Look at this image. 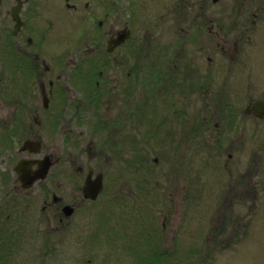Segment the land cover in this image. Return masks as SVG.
<instances>
[{
  "label": "flooded vegetation",
  "instance_id": "obj_1",
  "mask_svg": "<svg viewBox=\"0 0 264 264\" xmlns=\"http://www.w3.org/2000/svg\"><path fill=\"white\" fill-rule=\"evenodd\" d=\"M55 1L0 0V84L19 92L18 110L23 112V104L27 106L24 113L14 115L11 126L6 123L0 128V166L3 165L0 234H11L13 238L16 235L14 240L18 239L32 222L31 213L34 218L40 216L48 229L55 232L59 225L63 226L75 213L94 205L103 196L104 206L117 203L121 198L117 191L122 189L125 174L133 176L129 184L135 193L147 189L148 174L153 162L158 163L159 159L153 157L154 153L168 159L175 152L183 160L187 149H204L211 155L210 161L206 160L213 170L209 173L210 182L198 183L197 201L202 202L206 197L214 206L211 210L217 207L218 214L226 213L220 217L218 226L226 225L228 230L247 228L249 216H243L240 224L239 216L234 214L239 212L234 210L236 204L244 208L245 202L264 199V160L260 155L250 157V153H263L264 149V68L257 73L262 81L253 82L261 92L253 96L249 93L252 84L249 73L240 67L234 70L233 66L218 65L214 49L208 48L220 46L228 62L243 63L239 43L258 20L256 16L249 24L247 9L253 3L259 4L246 0L236 5L237 10L232 13L238 11L236 15L242 14L241 17L180 18L176 40L167 43L162 38V42L155 43L161 33L154 28L161 29L164 23L154 18L155 24L148 20L150 25L144 18H138L139 10L148 0H86L82 5L81 0H64L68 20L82 21L83 26L78 30L66 25L71 29L67 34L65 29V36L73 57H67L65 65H58L61 59L56 43L64 36L55 27L61 20L54 12ZM260 8L263 6L257 7ZM121 16L122 26L106 34L105 24ZM190 19L193 40L206 33L205 39L209 40V46L205 44L203 48L201 40L195 57H189L185 43L190 35L185 24ZM256 26H259V38H264V24ZM145 31L148 39L144 38ZM148 31L157 36L150 38ZM111 39L119 42L109 44ZM145 44L149 49H143ZM107 73H114L113 86ZM66 96L70 108L62 104ZM90 109L93 110L90 116L98 118L94 126L90 123V136L98 137L93 131L96 129L104 137L97 144L90 142L85 146L87 137L83 133L89 122L81 113ZM67 120L71 133L75 127H83L77 134L79 143L67 140L68 163L72 169L70 199L56 194L57 178L53 170L59 161L52 151L43 152L46 145L41 135L43 124L47 123L57 134ZM116 140L120 149H131L130 155L114 146ZM88 151L106 158L107 163H101L99 168L90 167L83 161V154L77 155ZM141 152L146 153L145 177L137 176L141 172L135 168ZM45 160L49 162L45 177L25 186L15 170L17 164L24 161L32 173ZM180 160L178 171L183 176L185 168ZM97 176L101 190L95 198L87 197L85 182L94 181ZM167 177L171 199L178 197L185 185L179 180L178 192L175 186L171 188L175 182L173 175ZM205 184L210 191H205ZM13 238L3 242L4 245L0 243V264L14 260L17 243L11 242Z\"/></svg>",
  "mask_w": 264,
  "mask_h": 264
},
{
  "label": "rangeland",
  "instance_id": "obj_2",
  "mask_svg": "<svg viewBox=\"0 0 264 264\" xmlns=\"http://www.w3.org/2000/svg\"><path fill=\"white\" fill-rule=\"evenodd\" d=\"M85 1L81 0V5ZM157 1L158 3H153L152 0H148L146 6L141 11L139 10L138 18H144L147 23H149L148 20L153 23L155 22L153 21L154 18H159V22L164 23V25L161 29L154 28V30H160L159 33H161L155 43L162 42V38L167 43H171L177 37L178 19H200L204 16L223 20L229 17H241L242 14L236 15L238 11L232 12L237 10L235 9L236 5L239 6L246 0H217L216 3H213L212 0ZM252 2L263 6V9H257L259 5H254V3L248 7L249 24L251 19L257 16L259 21H256V25H263L264 0H252ZM54 5V12L58 13L61 18L55 23V27L58 28V33L64 36V38L60 37L56 43L58 57L59 60L61 59L58 65H65L67 57L70 59L73 57V54L68 51L70 44L65 36L68 31L71 32V29L66 25H73L72 27L75 26L76 29L80 30L83 23L82 21L70 22L68 20L65 15L64 0H56ZM122 17L114 18L105 24L106 34L122 26ZM151 23L149 24L151 25ZM191 23L192 20L190 19L185 24L188 32H190L185 43L187 53L190 54L189 57H195L199 54L201 40L202 48L205 44L209 46V40L205 39V37L208 38V33H206L199 35L194 41ZM150 25L147 27H151ZM256 25L248 32V36L245 35L243 37L245 39L239 43L240 56L243 55L244 57V59L240 57L241 60L243 59V63L232 64L228 62V59L222 55L220 46L208 48L210 51L214 49L213 53H216L217 60H219L218 65L225 66V68L233 66L234 70L236 67H240L249 73V82L252 83L249 93L253 96L259 95L261 92L258 89V84L253 82L262 81L261 78L258 79L257 73L261 70L260 68H264V38H259L257 33L259 26ZM144 34V38L148 39L146 31ZM148 34L149 37L150 35L152 37L157 36V34L149 31ZM144 38L141 37L143 44L145 43ZM74 42L75 38H73ZM219 43L223 44L222 42ZM79 46L82 48V44ZM173 47L170 49L171 51L174 49ZM143 49H149L148 44H145ZM107 75L111 76L113 82L110 84L113 86L116 83L113 78L114 73H107ZM62 80H66L64 74H62ZM19 95L17 90L5 88L4 85L0 84V128L6 123L11 126L17 112L24 113L26 104H23V112L18 110L20 107L17 103ZM120 98L123 96L120 95ZM62 104L68 106L67 96L64 97ZM92 112L93 110L90 109L83 110L81 113V116L89 122L86 131L83 133L87 137L85 146L90 142L97 144V141H101L104 137V135L100 136L96 129L93 131L97 133L98 137L92 138L90 136V123L91 126H94L95 119H98L95 116H90L93 114ZM102 113L104 114V111ZM66 116L67 114H64V117ZM65 124L64 128L59 129L58 135L47 127V123L46 125L43 124L41 135L42 141L46 145L43 152L52 151L59 161L53 170V176L57 178L56 194L68 198L72 169L68 163L67 140L79 143L80 139L77 134L83 127H75V131L71 133L69 121L64 122L63 126ZM114 146L119 148L117 140ZM121 150L128 153H125L126 156L131 153V149L128 148H121ZM112 152L114 156H117L113 150ZM262 152L259 154L250 153V157L260 155L264 160V149ZM171 153L168 155V159L162 154H153L154 158L158 157L159 159L158 163L153 162L152 171L148 174L150 186L147 189L135 193L134 187L129 184V180L133 176L130 173H128L129 176L125 174L122 178V189L117 191L121 198L114 204L115 206L110 203L104 206L103 202L106 199L103 196L94 205L83 207L82 211L75 213L67 223L63 226L59 225V229H56L55 232L48 229L40 216L35 215L34 218V213H31L32 222L27 224L18 239L11 241L17 243V249L13 257L14 260L9 264H264V199L245 202L244 208L236 204L234 211L239 213L234 214L239 216L240 224L243 216H249L247 228L241 227L239 230H234L236 227H232L231 230H228L226 225L218 226L220 217L226 213L218 214L217 207L214 211L211 210L214 209V206L211 205L210 201L205 200L206 197L203 198L202 202L195 198L199 184L210 182L209 173L213 170L206 164V160L210 161L211 159L210 153L204 149H187L183 160H180L179 155L181 154ZM82 154L85 156L83 161L86 160L90 167L99 168L101 163H107L106 158H101L97 153L93 155L89 151L77 153L78 156ZM141 154L135 168L141 172L137 176L145 177L146 153L141 152ZM113 155L111 154V157H114ZM179 160L183 162L185 168L183 176L178 171ZM172 161L173 163H171ZM2 168L3 165L0 166V170ZM167 175H173L172 180L175 179V182L171 183V188L176 187L179 180L185 185H183L184 188H180L181 192L178 191V186L176 187L175 190L179 192L178 197L171 199ZM205 191H210L206 184ZM248 210L250 213H246ZM28 216L26 215V217ZM9 237V235L5 237L4 234H0V243L9 241ZM146 243L149 245L147 246Z\"/></svg>",
  "mask_w": 264,
  "mask_h": 264
},
{
  "label": "water",
  "instance_id": "obj_3",
  "mask_svg": "<svg viewBox=\"0 0 264 264\" xmlns=\"http://www.w3.org/2000/svg\"><path fill=\"white\" fill-rule=\"evenodd\" d=\"M119 41L115 40V39H111L109 41V44L114 43L117 44ZM24 161H21L17 164V166L15 167V170L18 172L19 174V179H21L22 183L25 186H29L31 182H33L36 179L39 178H44L48 167H49V162L42 161L39 162L40 166L38 169H36L34 172H30V170H27L28 167L26 168V166H24ZM99 176H97V178L94 181H90L89 179L86 180L85 185H84V194L87 197H91V198H95L97 196V194L100 192L101 188V183L99 182ZM70 213H65V215H69Z\"/></svg>",
  "mask_w": 264,
  "mask_h": 264
},
{
  "label": "trees",
  "instance_id": "obj_4",
  "mask_svg": "<svg viewBox=\"0 0 264 264\" xmlns=\"http://www.w3.org/2000/svg\"><path fill=\"white\" fill-rule=\"evenodd\" d=\"M4 235H5V234H4ZM7 235H8V234H7ZM9 236H10V237H9V241H10L11 238H13V237H12L13 235L9 234ZM15 236H16V235H15ZM15 236H14V238H15ZM5 237H6V235H5ZM14 238H13L12 240H14ZM152 254H153V250H152Z\"/></svg>",
  "mask_w": 264,
  "mask_h": 264
}]
</instances>
